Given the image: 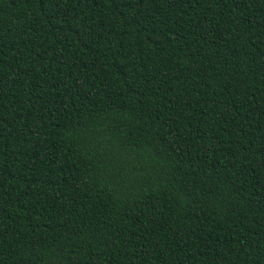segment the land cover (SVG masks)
<instances>
[{
	"label": "trees",
	"instance_id": "1",
	"mask_svg": "<svg viewBox=\"0 0 264 264\" xmlns=\"http://www.w3.org/2000/svg\"><path fill=\"white\" fill-rule=\"evenodd\" d=\"M0 264H264V0H0Z\"/></svg>",
	"mask_w": 264,
	"mask_h": 264
}]
</instances>
